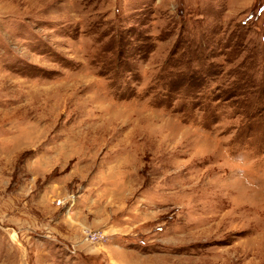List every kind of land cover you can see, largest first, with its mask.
Listing matches in <instances>:
<instances>
[{
    "label": "rangeland",
    "instance_id": "374dc122",
    "mask_svg": "<svg viewBox=\"0 0 264 264\" xmlns=\"http://www.w3.org/2000/svg\"><path fill=\"white\" fill-rule=\"evenodd\" d=\"M0 264H264V0H0Z\"/></svg>",
    "mask_w": 264,
    "mask_h": 264
}]
</instances>
